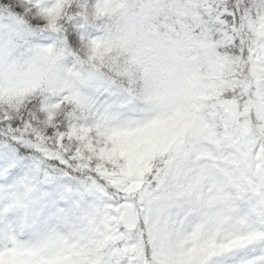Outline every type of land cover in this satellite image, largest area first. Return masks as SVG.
I'll return each mask as SVG.
<instances>
[{"label":"snow or ice","instance_id":"snow-or-ice-1","mask_svg":"<svg viewBox=\"0 0 264 264\" xmlns=\"http://www.w3.org/2000/svg\"><path fill=\"white\" fill-rule=\"evenodd\" d=\"M0 264H264V0H0Z\"/></svg>","mask_w":264,"mask_h":264},{"label":"rangeland","instance_id":"rangeland-1","mask_svg":"<svg viewBox=\"0 0 264 264\" xmlns=\"http://www.w3.org/2000/svg\"><path fill=\"white\" fill-rule=\"evenodd\" d=\"M44 184L49 186V188H51L52 191L55 190L58 196L65 198L62 200L63 203L71 204L74 199L87 198V196H85L84 193L78 190L72 189L71 191H66L65 189L69 187H66L63 183L53 184V183L45 182Z\"/></svg>","mask_w":264,"mask_h":264},{"label":"trees","instance_id":"trees-1","mask_svg":"<svg viewBox=\"0 0 264 264\" xmlns=\"http://www.w3.org/2000/svg\"><path fill=\"white\" fill-rule=\"evenodd\" d=\"M60 183H63L66 187H69L71 189H77V186L75 184H68L65 180V178L61 177L60 178ZM45 182H42L40 185H39V191L42 190V189H47L49 190L50 192H52L51 188H49V186L45 185L44 184ZM86 194V193H85Z\"/></svg>","mask_w":264,"mask_h":264},{"label":"clouds","instance_id":"clouds-1","mask_svg":"<svg viewBox=\"0 0 264 264\" xmlns=\"http://www.w3.org/2000/svg\"><path fill=\"white\" fill-rule=\"evenodd\" d=\"M37 195L41 199V202L43 203L44 199H46L48 196L51 195V192L47 189H42L37 193Z\"/></svg>","mask_w":264,"mask_h":264}]
</instances>
